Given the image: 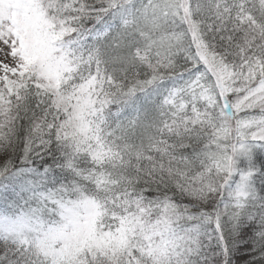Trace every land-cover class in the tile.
Wrapping results in <instances>:
<instances>
[{"label": "snow or ice", "instance_id": "snow-or-ice-1", "mask_svg": "<svg viewBox=\"0 0 264 264\" xmlns=\"http://www.w3.org/2000/svg\"><path fill=\"white\" fill-rule=\"evenodd\" d=\"M0 264H264V0H0Z\"/></svg>", "mask_w": 264, "mask_h": 264}]
</instances>
